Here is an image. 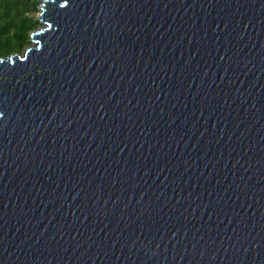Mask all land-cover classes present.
<instances>
[{
	"label": "water",
	"instance_id": "95a60500",
	"mask_svg": "<svg viewBox=\"0 0 264 264\" xmlns=\"http://www.w3.org/2000/svg\"><path fill=\"white\" fill-rule=\"evenodd\" d=\"M37 1L0 264H264V0Z\"/></svg>",
	"mask_w": 264,
	"mask_h": 264
},
{
	"label": "trees",
	"instance_id": "16d2710c",
	"mask_svg": "<svg viewBox=\"0 0 264 264\" xmlns=\"http://www.w3.org/2000/svg\"><path fill=\"white\" fill-rule=\"evenodd\" d=\"M37 0H0V58L21 52L40 22Z\"/></svg>",
	"mask_w": 264,
	"mask_h": 264
},
{
	"label": "rangeland",
	"instance_id": "374dc122",
	"mask_svg": "<svg viewBox=\"0 0 264 264\" xmlns=\"http://www.w3.org/2000/svg\"><path fill=\"white\" fill-rule=\"evenodd\" d=\"M38 6H39V3H38ZM40 7H37V13H36V16L38 17V14H39V12H40ZM42 26V23H40V25H39V27L36 29V30H38L40 27ZM36 30H34V31H36ZM34 31H32V32H34ZM31 32V33H32ZM31 44V43H30ZM28 47V46H27ZM26 49V47L21 51V52H19L20 54L24 51Z\"/></svg>",
	"mask_w": 264,
	"mask_h": 264
}]
</instances>
